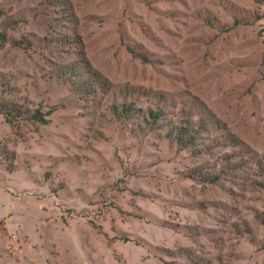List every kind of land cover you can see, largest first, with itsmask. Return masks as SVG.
I'll return each instance as SVG.
<instances>
[{
	"label": "rangeland",
	"instance_id": "1",
	"mask_svg": "<svg viewBox=\"0 0 264 264\" xmlns=\"http://www.w3.org/2000/svg\"><path fill=\"white\" fill-rule=\"evenodd\" d=\"M0 32V264H264V0H0Z\"/></svg>",
	"mask_w": 264,
	"mask_h": 264
},
{
	"label": "trees",
	"instance_id": "2",
	"mask_svg": "<svg viewBox=\"0 0 264 264\" xmlns=\"http://www.w3.org/2000/svg\"><path fill=\"white\" fill-rule=\"evenodd\" d=\"M2 40H5V34L0 32V41H2ZM88 66H89L88 63L84 62L83 69H78L77 70V68L75 67L72 70H76L75 72L77 73V75H75V77H79V78L82 77V79L80 80L81 81L80 85L82 86V88L84 90L83 93L88 95V96H93L94 94L97 93V91H96L97 88L93 87L94 86L93 83H90L89 85H87L85 77H87V76L91 77V75L94 74L93 78H95L97 80V82H99V83L101 82L102 84H104L103 86H107V80H105L103 77H101V75H98L96 73H92L91 71H89L88 70L89 69ZM99 87H100V84H99ZM3 114H4L5 119H6V121L8 123H12L13 122L14 117H12L10 110L5 112V113H3ZM152 116H153L154 120H158L160 114L157 112L155 114H152ZM33 120L38 121V122H40L42 124H48V122H49L48 120L45 119V117L40 113L39 110H37L34 113ZM185 131L186 130H183V131L181 130L177 134V139L179 140L180 144H182L183 146L189 144L191 142V140H195V137H192L193 135H191V134L188 135ZM184 138H186V140H188L187 144H186V141H185ZM230 139L233 140L234 144H236V145L238 144V141L235 140L234 138L230 137ZM200 174H201V177L206 176V177H204L205 182L212 183V184L218 183L220 181V179H221V175H216L215 174V175H210L209 176V174L207 175V174H204L203 172H201Z\"/></svg>",
	"mask_w": 264,
	"mask_h": 264
}]
</instances>
